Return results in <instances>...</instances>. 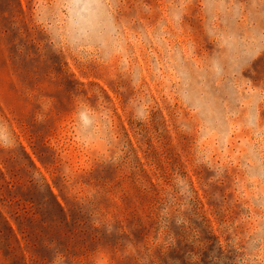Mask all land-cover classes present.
<instances>
[{"label": "rangeland", "instance_id": "1", "mask_svg": "<svg viewBox=\"0 0 264 264\" xmlns=\"http://www.w3.org/2000/svg\"><path fill=\"white\" fill-rule=\"evenodd\" d=\"M0 264H264V0H0Z\"/></svg>", "mask_w": 264, "mask_h": 264}]
</instances>
